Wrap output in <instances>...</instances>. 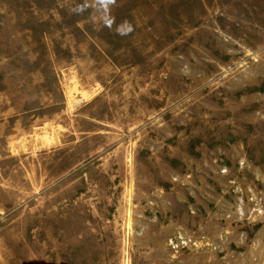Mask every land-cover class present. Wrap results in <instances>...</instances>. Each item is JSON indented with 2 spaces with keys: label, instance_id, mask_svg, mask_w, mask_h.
I'll return each mask as SVG.
<instances>
[{
  "label": "rangeland",
  "instance_id": "374dc122",
  "mask_svg": "<svg viewBox=\"0 0 264 264\" xmlns=\"http://www.w3.org/2000/svg\"><path fill=\"white\" fill-rule=\"evenodd\" d=\"M0 264H264V0H0Z\"/></svg>",
  "mask_w": 264,
  "mask_h": 264
},
{
  "label": "clouds",
  "instance_id": "9594fccd",
  "mask_svg": "<svg viewBox=\"0 0 264 264\" xmlns=\"http://www.w3.org/2000/svg\"><path fill=\"white\" fill-rule=\"evenodd\" d=\"M98 3L104 8V10H105V12H107V10H108V6L110 5V4H114L115 3V0H98ZM79 10V9H78ZM112 20L111 19H105V23L110 27L111 26V24H112ZM129 31H131V27L129 26V29H128ZM117 31L119 32L120 30L119 29H117ZM120 34H124V33H120Z\"/></svg>",
  "mask_w": 264,
  "mask_h": 264
}]
</instances>
